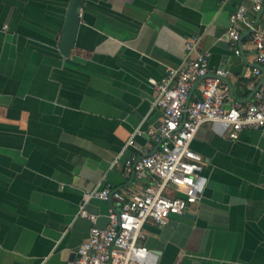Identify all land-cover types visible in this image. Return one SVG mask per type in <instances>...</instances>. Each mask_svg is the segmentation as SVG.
Wrapping results in <instances>:
<instances>
[{
	"label": "crops",
	"instance_id": "1",
	"mask_svg": "<svg viewBox=\"0 0 264 264\" xmlns=\"http://www.w3.org/2000/svg\"><path fill=\"white\" fill-rule=\"evenodd\" d=\"M69 3L0 0V264H65L91 227L79 208L105 227L114 202L84 194L145 184L125 164L159 146L148 79L182 67L191 36V56L208 52L227 71L226 105L252 100L254 51L235 55L225 32L240 5L263 24L264 0L254 14L250 0H84L64 57ZM191 148L204 162L199 199L164 226L146 223L141 242L155 264H264V129L231 140L206 123Z\"/></svg>",
	"mask_w": 264,
	"mask_h": 264
},
{
	"label": "built area",
	"instance_id": "2",
	"mask_svg": "<svg viewBox=\"0 0 264 264\" xmlns=\"http://www.w3.org/2000/svg\"><path fill=\"white\" fill-rule=\"evenodd\" d=\"M253 14L260 12L263 0H250ZM226 39L235 55L253 49L249 76L255 81L252 100L241 105L226 101L231 89L224 68L211 69L208 52L196 53L197 35L185 43L189 58L182 67H168L161 79L149 78L156 91L153 106L161 111L156 130H149L159 143L156 150L126 162L125 173L145 184L121 192L108 187L93 189L85 199L114 202L107 211L108 224L99 227L97 216L82 205L80 217L91 222L87 238L65 264H155V256L141 242L143 226L166 225L173 215H181L197 202L204 185L203 159L191 143L198 129L213 123L219 134L238 139L242 130L264 129V23L258 24L244 5L229 15ZM197 86L199 96L191 99ZM127 144H133L129 139Z\"/></svg>",
	"mask_w": 264,
	"mask_h": 264
},
{
	"label": "water",
	"instance_id": "3",
	"mask_svg": "<svg viewBox=\"0 0 264 264\" xmlns=\"http://www.w3.org/2000/svg\"><path fill=\"white\" fill-rule=\"evenodd\" d=\"M84 4V0H70L66 11L64 23L62 25V36L56 47L64 57H68L74 47L78 27L80 24L79 9Z\"/></svg>",
	"mask_w": 264,
	"mask_h": 264
}]
</instances>
